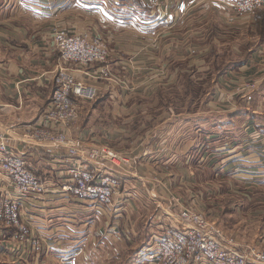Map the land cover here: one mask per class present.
<instances>
[{"label":"crops","instance_id":"0c3cea01","mask_svg":"<svg viewBox=\"0 0 264 264\" xmlns=\"http://www.w3.org/2000/svg\"><path fill=\"white\" fill-rule=\"evenodd\" d=\"M259 13L264 7L239 10L230 0H0V133L47 184L60 181V156L21 140L56 86L59 54L50 40L57 29L108 39V63L121 77L109 84L91 76L95 65L72 67L77 77L96 83L100 97L89 101L90 111L103 113L74 136L124 150L133 130L153 135L137 140L134 171L117 172L131 190L119 210L96 208L80 197L61 199L54 191L26 198L36 243L16 225L0 222V264H139L137 253L153 232L162 233L166 219L157 203L164 205L170 191L151 178L161 166H178L180 174L170 168L167 175L179 180L199 177L201 170L230 173L240 194L264 188ZM145 23L159 34L152 35ZM130 68L139 75L128 90L121 74ZM251 78L262 82L247 98L219 97ZM183 97L189 99L182 103ZM146 145L152 147L143 152ZM5 177L0 170V183ZM262 207L239 221L250 226L244 244L263 243L264 212L254 214Z\"/></svg>","mask_w":264,"mask_h":264},{"label":"built area","instance_id":"2783aa9c","mask_svg":"<svg viewBox=\"0 0 264 264\" xmlns=\"http://www.w3.org/2000/svg\"><path fill=\"white\" fill-rule=\"evenodd\" d=\"M230 3L239 10L264 7V0H230ZM151 34L159 33L153 29ZM50 44L59 54L57 84L48 106L21 141L48 155L60 156L63 165L58 170L60 181L53 186L47 184L29 163L28 156L14 150L6 135L0 133V170L6 176L0 183V222L16 225L20 235L31 236L33 243L37 231L26 213L29 209L24 203L26 198L41 199L45 193L54 191L58 198L80 197L96 208L114 213L131 195L127 182L123 183L117 172L135 169L133 158L122 150L73 136L80 118V102L98 98L100 91L90 81L78 79L72 67L107 62L106 42L99 35L90 37L60 28L52 34ZM107 67L98 66L91 76L114 79ZM259 83L260 78L241 83L238 94H248ZM160 207L166 218L163 231L153 232L151 240L138 252L139 264H264V247L237 242L195 207L171 201ZM30 227L35 229L34 234L28 232Z\"/></svg>","mask_w":264,"mask_h":264},{"label":"rangeland","instance_id":"374dc122","mask_svg":"<svg viewBox=\"0 0 264 264\" xmlns=\"http://www.w3.org/2000/svg\"><path fill=\"white\" fill-rule=\"evenodd\" d=\"M255 25H256L255 30L260 32L258 41L260 43H264V14L263 13H259L257 15ZM145 27L149 30L150 33L154 29V28H151L152 25H150L149 23H145ZM92 36H96V35H92ZM103 40L106 42V44L108 43L107 44V47H108L110 44L109 40L108 39L107 40L103 39ZM110 57H111V51L109 49V56L107 58V62L94 63L93 65L97 67L102 66V68L107 67V65H109L108 61ZM79 67H83V66H79ZM109 68L111 69V73L114 79L113 78L110 80H108L107 78H103V79H106L109 84L114 83V82H117V83L120 82L121 80L120 73L118 72L119 75H116L115 72L110 67V65H109ZM138 75H139L138 73L134 74V71L131 68L127 70L126 76L121 74V76L124 78V81L127 82L128 90H130L131 88H134ZM77 78L83 81H90L84 78H79V77ZM90 82L96 85L95 82L93 81H90ZM261 82L262 81L260 79V83ZM259 84L257 85L256 88L249 90L248 94H245V95L242 92L238 94V86H239L238 85L234 89L230 90L229 92L224 93V95L220 94L219 97L220 98L225 97L226 99L229 98V102H232L235 99L237 100L238 98H247L250 94L255 92ZM176 88L180 90H184L182 86H176ZM99 97H100V94H99ZM188 99L189 97H183L181 99V102L184 103ZM94 100H97V98ZM89 101L91 102L93 100H89ZM89 101L80 102V108H81L80 118L77 124H75L73 136L75 135V131L77 135L79 130L80 132L83 131L82 130L83 128H85L86 130L87 126H89L88 124H92L98 121L99 118L103 116V113H96V114L93 113V116H92V112H91L92 108L90 107ZM101 114L102 116H100ZM103 127L104 126L100 128L102 129ZM133 131H134L133 135H129L128 138L125 139V140H128L127 145L123 146L124 150L126 151L122 150L121 147L119 149L116 148L118 150H122L125 154L131 157H132V151L138 146L137 140H143V139L151 140V137L153 136L150 133L149 136L147 137V135L145 134L147 132L143 133L144 131H139V132H137L136 130H133ZM87 135H92V132H89ZM140 144L139 146L143 145V143H140ZM147 146L152 147L151 145L144 146L143 152L147 151L145 148ZM148 150H151V149H148ZM133 164L135 165V163ZM173 166H174L173 164H170L169 167L173 169L175 172H178L180 174V170L177 168L178 166H175L174 168ZM170 168L166 169V167L161 166L160 170H157L159 171L158 174L154 173V175L151 176L152 180L155 183H157V185H162L168 191H170L169 197H167L164 200V203H165L164 205H166L168 201H171V202L180 204L185 207H188V206L195 207L198 211L205 213L209 218L215 220L220 225V227L223 229L224 233L234 236L237 239V242L241 241L242 243H244L243 241L249 238V234L247 233V231H249L250 226H247L244 222H239V221L243 219V216L247 217L248 215L252 213L251 208L258 207V205H260L261 207V204H263L264 202L260 201V203H258L257 197L255 200L250 194L254 193L256 196H259L262 198V196H264V188H260L258 189V191H254V192H250V190L245 189L244 191H247V192H243L240 194L238 192V179H235V177H232L230 173H227L224 175L219 173V175L216 176L215 174H212L208 170H201L199 177L197 175H194L192 178H187L188 180H191L189 183L188 180H185L186 178H182L179 180V177H177L176 179L174 178L172 179V176L169 177L167 174L169 173ZM38 174L42 176V173L38 172ZM120 180L123 181L121 177H120ZM157 205H158V208L161 210V214L165 216V213L160 207L164 205H159V203H157ZM37 209H40V207H37ZM262 209L263 210L261 212L256 211L254 214L256 213L262 214L264 212V207H262ZM242 212H244V214H242ZM261 237L264 238V233H262ZM261 240L262 239L260 238V241ZM245 244H255L258 247H260V245L263 244L261 247H264V239H263V243L262 241L260 242V245L256 243H245Z\"/></svg>","mask_w":264,"mask_h":264}]
</instances>
